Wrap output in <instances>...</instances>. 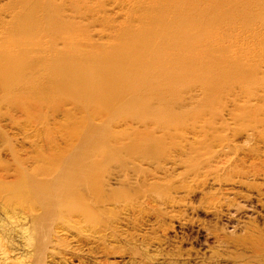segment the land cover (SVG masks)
Masks as SVG:
<instances>
[{
  "label": "rangeland",
  "instance_id": "1",
  "mask_svg": "<svg viewBox=\"0 0 264 264\" xmlns=\"http://www.w3.org/2000/svg\"><path fill=\"white\" fill-rule=\"evenodd\" d=\"M43 2L36 6L46 14L65 2L69 19L61 25L49 24L52 16L29 21L22 40L0 55L8 75L23 52L40 57L22 75L10 76L17 95L9 112L0 107V199L15 197L12 185L24 180L22 171L55 158L59 169L74 171V181L98 191L84 194L87 204L92 199L90 209L98 208L100 228H116L115 237L100 242V252L111 258L105 254L98 264H121L127 247L123 254L138 248L144 264H159L162 254L178 264H240L248 252L242 259L251 261V244L240 237L246 241L256 229L264 241V212L254 199L258 190L264 196V0ZM84 2L91 9L76 13ZM112 7L129 16L115 15ZM150 9L159 13L164 35L156 33ZM98 12L106 19L89 26ZM37 22L47 30H38ZM36 31L39 38H30ZM65 51L74 63L70 70L60 64L63 74L55 58ZM96 196L104 206L94 205ZM125 205L132 209L123 220ZM49 231L46 242L30 250L29 264L64 258L85 264L67 236ZM216 237L232 247L218 249Z\"/></svg>",
  "mask_w": 264,
  "mask_h": 264
},
{
  "label": "bare ground",
  "instance_id": "2",
  "mask_svg": "<svg viewBox=\"0 0 264 264\" xmlns=\"http://www.w3.org/2000/svg\"><path fill=\"white\" fill-rule=\"evenodd\" d=\"M39 1L40 0H9L6 2V0H0V2H5V4L0 7V31H3L2 33H0V55L5 53V52H9L11 50V44L13 46H15L17 44V39L22 40L20 35H21V33L25 32L28 29L29 21H34L41 15L43 18L52 16V19L50 20L49 24L61 25L65 22V20L69 19L66 17L65 14L67 12L71 11V7L66 6L65 2L59 3V5H58V7L54 13L50 12L49 14H46V13L39 11V9L37 8L36 4ZM135 2L142 3V0H135ZM43 4L44 5L49 4L48 0H44ZM6 6H10V10H4L3 7H6ZM126 6H127V8L130 7V5L128 3L126 4ZM90 9H91V6H87V2H84V4L77 7L75 12L79 13V14H85ZM115 10H116L115 7L111 8V11L115 12V15H117V16H124V17L129 16V14H127V13L116 12ZM63 12H64V14H62ZM95 14H96V19L91 21L89 23V26H90V24H91V26H95L96 24H99L101 21H104L106 19L105 15H103L100 12L95 13ZM148 15L155 20L154 24H155V29L157 31L156 33L160 34V35H164L165 33L163 31H161V26L163 24V21L161 19H159V13H157L153 9H150ZM8 18H12V19L8 20ZM108 20L113 21V19H111V18H109ZM11 26H13V27H11ZM36 28L38 30H44V31L47 30V28L40 22H37ZM8 29H9L8 36L5 37L6 31ZM30 38L38 39L39 38L38 31L31 32ZM182 43H185L184 39H182ZM67 54H70V52L65 51L62 54L57 55L55 58V64L57 66V71L59 73L66 74V70L60 69V67H61L60 64L66 65L68 70H70L71 66L74 63L73 56L67 55ZM39 59H40L39 53H35L33 56H31V54L23 52L22 57H21L19 64H18V68L11 75H22L27 66H29L31 63H33L35 61H38ZM155 62L157 64L160 62L159 57H155ZM167 67H169V66H167ZM11 75H8L7 72H5L4 70H2L0 68V107L5 109L7 112H9L10 104L14 101V98L17 95L16 94L17 92L15 91V89L11 88V85H13V82H11L9 80ZM100 75H102L101 72H100ZM194 98H195V96H194ZM22 108H25V106H22ZM7 116H8V119L6 118ZM9 117L10 116L6 115V112H5V118L4 119L2 118V119L4 122H8L11 120V119H9ZM11 118L13 119V117H11ZM43 164L44 165H39L38 168L33 170L31 173H29V172L26 173V171L25 172L22 171L20 174V177L22 176L24 178V180L13 182L14 183L13 185L14 186L16 185V187H13V185L11 184L13 191H14V193H11V194H13V195L15 194L14 198L18 199L17 202H15L13 200L14 198L9 197L10 195L7 196L6 194H5L6 196L3 199H0L1 200L0 201V264H8V263L9 264H29V262L32 260V258H31V260L29 259V257H30L29 255L31 254L30 250H32V248L34 250V248H37V245H39V243L41 241H45L46 237L44 238L43 235L46 236V234L44 232L48 231V230H51L52 232L55 230L54 232H55V235H57V236H59V235L60 236H62V235L67 236L68 237L67 240L70 239L69 242H71V244L73 245L72 248H74V247L80 248V249H76V250H79V252L81 254H84L85 264H98V261L101 260V258L106 254L105 253L103 255V253L100 252L103 249L101 247H103L105 245V244L103 245V243H100V242H103L101 239L104 240V238L106 239V237H107L109 240V237H110L109 234H112V233H114L112 235H114V237H115V231L116 230L115 231L112 230L115 227L112 229L110 228V226L112 227L113 223L110 224V226H106L105 224H102V225H105L106 227L103 226V228L102 227L100 228L99 224H101V223L98 224V222L100 220L98 221V217L94 214V211L98 210V208H95L96 210L92 211L90 209L91 206L89 204V203H91L92 199L87 204L88 200H86V196H85L86 194H84L85 191L87 192V190L89 188V187L87 188V186H89V185L84 184L85 181L83 180L82 183L84 185H86V188H87L86 190H84L85 186L82 185L81 183H79V180L74 181V178L76 180L77 175L75 176V173L73 170H71L69 167H67L65 170H61V168L59 169L60 163H58L55 158H49L47 161L45 160V162ZM121 170H118V171L121 172ZM124 171H125V169H124ZM220 172H222V171H220ZM120 174L118 176H120ZM207 174H209V173L207 172ZM90 177H92L91 173H90ZM210 178L212 179V177H210ZM215 178H217V177H215ZM90 180H91V178H90ZM90 180H89V182H90ZM96 180L97 179H95V181ZM100 180H101V178H100ZM208 180H209V177H208ZM212 181H213V179H212ZM96 183H98V182H96ZM91 184H90V187L92 188ZM226 185H227V183H226ZM240 185H241V183H240ZM109 186H111V185H109ZM213 186H214V184H213ZM5 187H7V186H5ZM9 188H10V186H9ZM94 188H92V189H94ZM96 189H98V188H96ZM107 189H108V187H107ZM258 189H260V188H258ZM101 190L104 191V189H101ZM11 191L12 190H10V192ZM90 191L92 193L93 190H90ZM95 191H96V193L98 192L97 190H95ZM95 191H93V192H95ZM255 192L257 193V194L255 193L256 196L254 195L255 196L254 197L255 202L257 205L258 204L260 205L262 211L264 212V196L262 194H260L259 190H258V192L257 191H255ZM91 193H88V194H90L89 196H91ZM100 194H102V192ZM95 195L96 194H94V196ZM99 195H97V196H99ZM97 196L94 199L96 204L92 203L94 205L102 204L100 198H98ZM88 197H87V199H88ZM103 197H104V195H103ZM101 198H102V196H101ZM154 201H156V200H154ZM14 202L16 203V205L14 204ZM255 202H254V204H255ZM103 203H104V201H103ZM105 203H107V202L105 201ZM132 204L134 205L133 202H132ZM102 205H97V206L100 207ZM130 205H131V203H130ZM144 205H145V203H144ZM111 206H112V204H111ZM104 208H106V207H104ZM124 208H126V209H123V212H122L123 216L121 218L123 219V217H124L123 220H126L127 219L126 217L128 215V214H126V212H130L132 208L130 207V210H129L127 205H125ZM93 209H94V206H93ZM120 210H122V209H120ZM143 211H141V212H143ZM133 214H134V212H133ZM131 216H132V214H131ZM116 218H117V216H116ZM132 221H131V223H132ZM117 225H118V223H117ZM123 226H124V224H123ZM132 226H134V225H132ZM181 227H183V226L181 225ZM51 231H49V233ZM73 233L76 235L74 236ZM52 234H54V233H52ZM244 235L246 236V234H244ZM247 236H248V238H246ZM247 236L245 237L247 239L246 241L243 238H242L243 239L242 240L241 237H240V240H241V243L247 242V245H248V243L251 244L249 247L247 246L248 248L245 247V245H244L245 248L249 249L247 251H250L249 255H250L251 261H245V259L244 260L242 259V258H245L247 256L246 254L248 253L244 249L245 250L244 252H246V254L244 252H243L244 254L241 253V254H243L244 257L243 256H242V258L239 257L242 260V261H240V264H264V241L261 239V233L256 231V229H250ZM116 238H118V237H116ZM83 239H85V240H83ZM228 239H230V238H228ZM67 240H66V242H68ZM99 240H101V241H99ZM108 240H107V242H108ZM114 240L116 241L115 238L113 239V241ZM131 240H132V238H131ZM240 240H237V242L238 241L240 242ZM62 241H65V240L63 239ZM232 241H235V240L233 239ZM52 242H53V240H51V243ZM57 242L55 240L54 244ZM69 242L67 243V245L65 244L66 247L69 246L68 245ZM213 242L216 244L217 248L221 249V250L229 249L230 248L229 245H231V244H228L231 241L227 243L225 240H221L220 238H217V237L213 239ZM151 244H153V243H151ZM234 244H236V243H234ZM234 244H233V246H235ZM57 245H59V243ZM155 245H158V244L156 243ZM155 245H153V246L150 245V246L152 249L155 250V248H156ZM237 245H238V243H237ZM111 246H113V245H111ZM238 246H240L239 248L243 249L241 244ZM70 247H68L67 249L70 250ZM231 247H232V245H231ZM127 248H125V249L122 248L123 252L126 251ZM140 248L139 249L142 251L143 249H145V246H142ZM106 249H107V247H106ZM137 249L133 250L132 252H129L130 250L128 249L129 251H127V253H125V254H123V252L121 251L123 255L121 253H119V251H118L119 254L118 253L117 254L115 253V254H116V256L121 254V256L118 257L121 264H144L143 263L144 260L141 256L142 253L140 251H138ZM158 249H161L162 250L161 252L164 251L163 250L164 248L162 249V246H160V245H158V247L156 248L157 251H158ZM53 251H50V252H53ZM71 251H72V249H71ZM71 251L70 252L68 251L70 253V255H69L70 257H71ZM73 251H75V249ZM105 251H107V253H109L108 249ZM109 251H110V249H109ZM240 251H243V250H240ZM54 252L56 253V250ZM62 253H60V254H62ZM239 253H237V254H239ZM38 254H37V256H38ZM73 254H74V252H73ZM109 254H106L108 256L106 258H109V256L111 258L112 254H110V255ZM27 256H29V257H27ZM57 256H58V259H59V257H62L59 254L58 255L56 254V257ZM113 257H114V255H113ZM47 258L49 259V257H47ZM74 258L75 257L73 256L71 258V260H73ZM114 258H116V257H114ZM176 258H177V256H176ZM232 259H234V258H232ZM50 260H52V259H50ZM40 261H42V260H40ZM156 261L159 262V264H178L177 263L178 260H175L174 258L170 257L167 254L166 255H164V254L160 255L159 259ZM68 262H70V260L68 261L66 258L62 259L61 261L58 260V264H67ZM33 263H34V261H33ZM37 263L39 264V262H37ZM99 263L101 264L102 262L100 261ZM179 264H181V263L179 262Z\"/></svg>",
  "mask_w": 264,
  "mask_h": 264
}]
</instances>
